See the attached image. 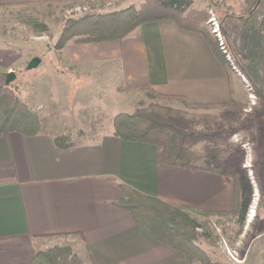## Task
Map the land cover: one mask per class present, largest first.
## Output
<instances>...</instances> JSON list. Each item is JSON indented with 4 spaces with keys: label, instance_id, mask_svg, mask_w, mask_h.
Masks as SVG:
<instances>
[{
    "label": "crops",
    "instance_id": "crops-1",
    "mask_svg": "<svg viewBox=\"0 0 264 264\" xmlns=\"http://www.w3.org/2000/svg\"><path fill=\"white\" fill-rule=\"evenodd\" d=\"M72 1L0 0V14ZM116 1L113 10L129 6ZM257 6L255 13L264 0ZM5 33L0 32V67L15 72L3 64L18 53ZM43 55L38 68L28 69L32 59L17 68L25 73L20 95L39 115L41 133L0 135V264H30L46 238L72 239L68 243L84 264H188L115 205L124 197L121 185L196 215L231 212L232 180L164 164L160 147L116 137L113 120L129 113L124 108L136 98L127 88L150 87L191 104L237 108L242 80L229 76L202 34L171 20L145 23L122 41H71ZM257 133L264 141L262 121ZM79 134L88 135L80 141ZM59 136H70L73 146L59 148ZM263 238L264 232L255 240Z\"/></svg>",
    "mask_w": 264,
    "mask_h": 264
},
{
    "label": "trees",
    "instance_id": "trees-1",
    "mask_svg": "<svg viewBox=\"0 0 264 264\" xmlns=\"http://www.w3.org/2000/svg\"><path fill=\"white\" fill-rule=\"evenodd\" d=\"M214 2L217 12L223 15L218 19L222 30H225L224 22L233 17V7L227 0H214ZM191 6V0H145L140 7L129 5L105 13H88L78 19L68 20L55 48L61 50L71 41L77 43L122 41L145 23L171 20L181 29L202 34L231 76L233 68L222 55L217 39L207 26L209 14L205 10L192 9ZM253 11L252 8L250 13ZM224 36L228 44L229 36L226 34ZM236 62L238 64V61ZM248 79L252 82L250 77ZM126 90L145 91L152 99L181 100L190 110L166 107L158 103L140 105L130 113H119L115 116L113 120L115 136L126 141L149 143L160 147L162 162L166 165L228 176L235 187L234 209L231 212H208V214H238L242 221L250 202L248 180L241 172L233 169L229 164L230 160L214 167L199 165L200 159L215 162L216 158L199 156L194 150L200 143H218L221 140L222 137L209 128L213 122L215 123V118L209 117V120L205 115L196 112L198 108L218 106L191 104L183 97L163 95L150 87ZM11 133H20L29 137L38 135L41 133V120L39 115L24 102L16 87L12 84L6 85V73L0 68V135ZM55 143L59 148L73 146L70 136H59L55 138ZM121 189L124 197L115 205L129 211L135 222L149 237L183 253L188 264L208 263L209 258L195 241L198 222L192 214L159 198L141 193L131 186L123 184ZM30 264L84 263L67 246L37 250Z\"/></svg>",
    "mask_w": 264,
    "mask_h": 264
},
{
    "label": "rangeland",
    "instance_id": "rangeland-1",
    "mask_svg": "<svg viewBox=\"0 0 264 264\" xmlns=\"http://www.w3.org/2000/svg\"><path fill=\"white\" fill-rule=\"evenodd\" d=\"M191 1L192 9L205 10L209 14L207 26L212 32L210 18L214 16L220 21L218 17H223L217 12L214 0ZM227 1L233 7L234 15L224 22L225 30L222 31L224 35L229 36V43L226 42V45L234 64H231L227 55L221 52L232 68L233 65L236 67V70L233 68V73L242 80L243 93L240 106L237 108L234 103L230 107L196 109L197 113L205 115L208 119L215 118V123L213 122L209 128L222 138L218 143H200L194 150L199 156L216 158L215 162L200 159L198 164L205 167L219 166L220 163L230 160L229 164L233 169L241 172L248 180L250 202L242 221L238 214L232 213L192 215L198 222L195 231L196 244L209 258L208 263L193 264H264V238L260 241L255 240L258 234L264 232V153L262 152L264 141L257 133L258 122L262 121L264 124V8L260 7V12L255 13L260 0ZM111 2L75 0L14 8L0 14V32H6V39L18 51V53L11 52V55L7 54L3 61L4 66L15 69L17 78L11 84L17 88L18 93L20 94L18 83L25 73L17 68L25 66L32 57L44 59L43 53L50 49V46L56 45L68 20L78 19L88 13H105L117 9V1ZM120 2L122 5L140 7L145 0H120ZM254 5L257 7L254 8ZM252 8L254 11L250 13ZM214 38L217 39L215 35ZM244 77L248 81V77L252 79V82H249L254 88L253 91L247 88ZM133 92L137 93L136 98L131 100L132 103L129 101L124 108L125 112L130 113L140 105L147 106L151 103L190 110L181 100L152 99L145 91ZM252 96L254 98H251ZM86 135L88 134H79L76 139L82 141ZM254 146L256 149H253ZM69 240L72 239L46 238L41 241L43 245L37 250L68 246L75 254V248L68 243ZM58 243L63 245H57Z\"/></svg>",
    "mask_w": 264,
    "mask_h": 264
},
{
    "label": "built area",
    "instance_id": "built-area-1",
    "mask_svg": "<svg viewBox=\"0 0 264 264\" xmlns=\"http://www.w3.org/2000/svg\"><path fill=\"white\" fill-rule=\"evenodd\" d=\"M220 21H217L216 17L212 16L210 18V23L212 24L213 28H212V33L216 36L218 42H219V45H220V49L221 51L227 55V59L229 61H231V64H234V60L233 58L230 57V52L229 50L227 49V45H226V40L224 39V34H223V31H222V26L221 24L219 23ZM233 62V63H232ZM233 68L236 70V67L233 65ZM244 80L246 82V85H247V88L250 90V91H253L254 88L252 87V85L250 84V82L244 77ZM251 98H254V96H252Z\"/></svg>",
    "mask_w": 264,
    "mask_h": 264
},
{
    "label": "water",
    "instance_id": "water-1",
    "mask_svg": "<svg viewBox=\"0 0 264 264\" xmlns=\"http://www.w3.org/2000/svg\"><path fill=\"white\" fill-rule=\"evenodd\" d=\"M42 62V59L39 57H34L28 64V69H36L40 66ZM17 78V74L15 72H9L6 73V85H10L12 82H14Z\"/></svg>",
    "mask_w": 264,
    "mask_h": 264
},
{
    "label": "bare ground",
    "instance_id": "bare-ground-1",
    "mask_svg": "<svg viewBox=\"0 0 264 264\" xmlns=\"http://www.w3.org/2000/svg\"><path fill=\"white\" fill-rule=\"evenodd\" d=\"M253 215H255V213Z\"/></svg>",
    "mask_w": 264,
    "mask_h": 264
}]
</instances>
